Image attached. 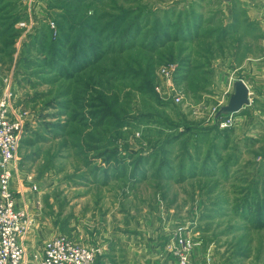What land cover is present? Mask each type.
Masks as SVG:
<instances>
[{"label":"rangeland","instance_id":"rangeland-1","mask_svg":"<svg viewBox=\"0 0 264 264\" xmlns=\"http://www.w3.org/2000/svg\"><path fill=\"white\" fill-rule=\"evenodd\" d=\"M10 4L0 85L26 113L14 179L60 234L90 246L98 233L103 248L142 232L176 247L183 228L196 264H264V101L254 93L231 127L216 122L243 67L264 57L243 0Z\"/></svg>","mask_w":264,"mask_h":264},{"label":"built area","instance_id":"built-area-1","mask_svg":"<svg viewBox=\"0 0 264 264\" xmlns=\"http://www.w3.org/2000/svg\"><path fill=\"white\" fill-rule=\"evenodd\" d=\"M172 74L168 69L162 70V76L170 84ZM13 96L9 82L5 87L0 85V264H26L25 239L34 227L33 216L17 204L12 189L14 171L11 164L17 161L26 114H14ZM180 100L177 97L176 103ZM233 115L218 121L219 126L222 129L231 127ZM175 238V261L171 264H196L193 260L196 241L191 233L179 228ZM101 256V248L80 246L60 235L46 243L42 257L34 258L37 264H97Z\"/></svg>","mask_w":264,"mask_h":264},{"label":"crops","instance_id":"crops-1","mask_svg":"<svg viewBox=\"0 0 264 264\" xmlns=\"http://www.w3.org/2000/svg\"><path fill=\"white\" fill-rule=\"evenodd\" d=\"M10 1L12 0H7L9 4ZM243 2L249 9V12L242 20H248V24H251L250 26L253 25L254 28L257 26L264 30V0H243ZM243 69L246 75H243L241 79L250 90L251 101H253L252 94L254 93L259 94L257 97L259 101H264V94L260 96L262 89H264V57L249 60V63ZM249 107H245L239 113H242ZM247 116L251 117L246 114L244 117L247 118ZM12 189L16 195L17 204L20 207L28 209L34 218V227L25 239V247L27 250L26 264H37L34 256L42 257L46 243L62 235L60 234V225L58 221H49V218L44 215L45 213L42 208L40 209L41 204H39V208H36V204L37 202L40 203L41 198L32 191L31 186L24 182L20 175L19 178L14 179ZM141 233H138L137 237H134L135 239H131V244L128 241L129 237L123 239L122 237H125V235L122 234L120 239H116L120 242L119 245L113 243L112 239L109 245H102L105 248H101L102 256L98 259L97 264H171L175 261L174 251L176 247L173 241L165 247L164 245L157 244V240L156 242H151L149 239H145L147 238L146 236L142 238ZM98 235V233H95V242L86 247H98ZM122 240L127 241L128 244H123ZM77 242H80V238L76 236L74 243L82 246Z\"/></svg>","mask_w":264,"mask_h":264},{"label":"water","instance_id":"water-1","mask_svg":"<svg viewBox=\"0 0 264 264\" xmlns=\"http://www.w3.org/2000/svg\"><path fill=\"white\" fill-rule=\"evenodd\" d=\"M221 1L225 3L231 2V0ZM250 104V90L242 79H238L233 84V93L230 95L228 104L219 109L216 119L221 116L238 113L245 107L250 106Z\"/></svg>","mask_w":264,"mask_h":264},{"label":"trees","instance_id":"trees-1","mask_svg":"<svg viewBox=\"0 0 264 264\" xmlns=\"http://www.w3.org/2000/svg\"><path fill=\"white\" fill-rule=\"evenodd\" d=\"M220 1V0H219ZM5 4V5H4ZM8 7H11L12 8V6H11V4H9L8 2H7V0H0V13H4V12H6L7 11V8ZM7 14H10L9 12L8 13H5L4 15H7ZM3 18V17H2ZM1 18V19H2ZM117 20H120V19H117ZM20 22V21H19ZM117 30V27H115L113 30H112V32H110V33H113V35L115 36V35H117L116 33L118 32V31H116ZM94 33H98L97 31L96 32H94ZM120 34H123L122 36H124V34H125V32H123V33H120ZM5 33H0V38H4L5 37ZM127 35V34H126ZM126 46V43H122L120 46H119V48L121 47L122 48V50L123 51H126V49H124L123 47H125ZM112 51H113V54H116V53H125V52H116V50L113 48V45H112ZM82 71V70H81ZM80 71V72H81ZM128 72H126V73H123V75L122 76H124V75H126ZM237 114V113H236ZM227 115H225V116H221V117H219L218 119H216V122H217V124H218V121H220V120H222V119H224L225 117H226ZM217 126V125H216ZM223 133V135L224 136H222V138H224L225 137V133L227 132V131H222ZM214 168H216V167H213V168H211V169H209L210 171L212 170V169H214ZM205 170H207V169H205ZM214 171H211V174L213 173Z\"/></svg>","mask_w":264,"mask_h":264}]
</instances>
